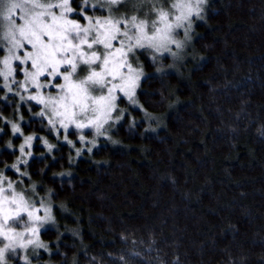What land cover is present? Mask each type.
<instances>
[{"label":"trees","instance_id":"1","mask_svg":"<svg viewBox=\"0 0 264 264\" xmlns=\"http://www.w3.org/2000/svg\"><path fill=\"white\" fill-rule=\"evenodd\" d=\"M204 14L183 74L141 80L147 115L120 102L116 145L77 157L76 132L62 142L0 87V172L54 220L31 264H264V0H212ZM11 123L36 135L19 172Z\"/></svg>","mask_w":264,"mask_h":264},{"label":"snow or ice","instance_id":"2","mask_svg":"<svg viewBox=\"0 0 264 264\" xmlns=\"http://www.w3.org/2000/svg\"><path fill=\"white\" fill-rule=\"evenodd\" d=\"M109 2L111 5H119L130 3L131 0H109ZM199 4H202V0H199ZM32 7L45 6L32 0ZM47 7H59L67 12L73 11L69 7V0H63L62 4L58 5L49 4ZM172 7L187 9V12L181 11L180 15L175 16V23H167L169 13L160 11L159 20L164 22V25L163 27H156L157 22L153 21L155 30L149 34L146 31V21L140 20L137 22V16L135 15L131 17V21H112L108 19L102 22L97 19L95 25L89 21L88 27H82L76 20L64 19L61 23L60 19L51 12L47 13V15L51 16V23H48L42 18L45 13L30 15L31 10L25 4L12 2V0H0V9L4 10L3 19L7 22V31L4 38L12 43L14 49H23L25 44L31 48V50H24L23 57L15 55L14 57L7 56L4 58L5 71L0 72V76L3 77L5 83L0 87L7 89L8 92L13 90L8 82L9 77L13 76V59L19 61L21 65L30 62L31 69L34 71L25 67L22 69L25 80L21 82L13 80L12 83H19V87L25 92L28 91L26 86L28 82L35 86L37 93L35 95L29 94L27 99L43 105L37 115L45 117L49 125L53 127L56 123L55 117H61L59 124L66 133H68L69 125H74L79 130L94 126L97 135H100L104 125L111 119V113L116 110V102L121 96L126 97L129 103L137 105V100L135 99L136 89L144 74L142 71L133 68L129 59L130 54L135 55V50L137 49L169 52L170 45H175L177 49L182 48V42L173 37L174 29L183 27L182 21L188 20L193 12L198 16L201 11L198 5L193 6L184 3L173 4ZM85 19L88 20L89 18L85 17ZM21 20H23L22 24L19 23ZM121 24L124 25L123 31L118 27ZM129 24H131V27H129ZM190 27L191 24L189 23ZM17 32L23 43H21V40L16 39L15 34ZM121 36L125 39H120ZM185 36L187 37V30L185 31ZM85 45L87 50L84 48ZM94 46H101L104 51L101 52ZM172 55L175 56L176 53L172 52ZM80 64L88 66L89 74L84 79L79 78L78 69L83 70L80 69ZM93 65H96V67H92ZM124 69H127V73L123 71ZM40 77H48V83L42 84ZM57 77L62 78L65 83L54 84L53 81ZM48 87H56L58 89L60 93L58 98L49 96L45 99L40 93V89ZM105 88L107 92L103 94ZM97 92L101 94L96 95L95 93ZM16 95H20V93L16 92ZM20 99L23 101L25 97L20 95ZM45 109L51 111V116L47 115ZM60 109H63V111ZM88 112H92L95 115L88 120L87 124L76 119L77 116ZM121 117L122 112L121 115L116 117V120L118 121ZM7 122L10 123V121ZM11 127L14 136L22 134L19 124L12 123ZM34 138V136H26L24 138V144L19 149L21 156L24 155L26 146L29 149L31 148ZM84 138V135L79 137L81 141ZM65 140L69 145L73 144V141L67 139V135H65ZM44 143L49 151L54 147V145L48 144L47 140H44ZM8 147H12L11 142H9ZM88 150L91 151V149ZM27 155L31 156V151ZM77 155H80L79 149H77ZM20 163L26 164L27 160L18 158L17 163L11 165V167L19 172L18 164ZM24 174L21 173V175ZM12 187V183H9L8 188L11 189ZM3 192L4 189L0 188V194ZM19 200L23 208L16 212V216L11 217V219L17 220L18 224L21 219V211H27L28 209V205L24 203L23 194L19 195ZM4 201H9V197L5 196ZM10 202L12 204L17 203L16 194L13 195ZM45 212L46 215L43 219L39 216L35 217V220L39 221L40 224L27 228L26 231L35 235L39 227H43L45 222L50 221L52 219L50 209L45 208ZM27 215L31 219L33 212L27 211ZM8 219L9 217L6 216L5 224L8 223ZM9 231H12V229H9ZM16 235L23 236L24 233H17ZM4 238L9 239L6 234ZM27 244H34L35 247H46L33 240H28ZM19 246L23 248L27 245L22 243ZM7 249H13L14 251V246L5 244L4 248H0V260L4 259Z\"/></svg>","mask_w":264,"mask_h":264},{"label":"rangeland","instance_id":"3","mask_svg":"<svg viewBox=\"0 0 264 264\" xmlns=\"http://www.w3.org/2000/svg\"><path fill=\"white\" fill-rule=\"evenodd\" d=\"M72 1L69 0V7L73 9L72 12H67L63 8L59 7H53L48 8L47 5H58L62 4L63 0H35V3L44 5L45 7H32V0H12V2L25 4L31 11L30 15H34L36 13H45V15L42 17L45 21L48 23H51V16L47 15V13L51 12L53 15H55L57 18L60 19V22L62 23L64 19L68 20H76L82 27H88L89 21L93 25H95V21L97 19L101 20L102 22L104 20H128L131 21V17L133 15L137 16V22L140 20L146 21V31L153 32L155 28L153 27V21H156V27H163L164 22H161L159 20V12L165 11L168 12V19L167 23H175V16L180 15L181 11L187 12V9H176L173 8V4L177 3H184V4H190L193 6H199L201 8V11L199 15L197 16L195 12L191 16H189V19L186 21H182L183 27L174 29L173 31V37L177 40H180L183 44V47L180 49H177L175 45H170V51L169 52H156L152 49H137L135 50V55L130 54V62L132 63V66L134 69L138 71L143 72V76L140 79L143 80L145 77L149 75H165V74H177L182 75L183 74V68L182 66L187 63V60L189 58L187 50L189 51V45L190 41L192 39L193 32L195 31V28L197 24L204 21V13L206 11V7L212 0H207L206 5L199 4V0H131L130 3L127 4H119V5H111L109 0H78L77 6H72ZM3 9H0V72L5 71L3 60L7 56H15L20 55L23 57L24 50H31L30 46L25 44L23 49H14L12 43L9 42V40H6L4 38L5 32L7 31V22L3 19ZM82 13V14H81ZM85 17H88L89 19L86 20ZM15 18V17H14ZM20 24L23 23V20L19 21ZM189 23L191 24V27L189 28ZM98 27V26H97ZM118 27L121 28V31L124 30V25H118ZM129 27H131V24H129ZM187 30V37L185 36V31ZM16 39L21 40V43H23V40L20 38L19 33L16 34ZM94 35V33H93ZM45 39H47L45 37ZM120 39H125L124 37H120ZM115 43V42H114ZM189 44V45H188ZM117 46H119L117 44ZM98 48L101 52L104 51L101 46H94ZM85 50L86 45L84 46ZM11 50V51H10ZM142 52L146 55L145 59L148 60V62L153 66L151 68H145L143 61L139 57V53ZM172 52H175L176 55L173 56ZM155 57V59H153ZM191 59H195L190 55ZM190 59V60H191ZM79 63V62H78ZM13 65V76L9 77L8 82L10 83L12 87V92H8L7 89L3 88L5 93L7 95L15 96L19 104H34L35 106L39 107V112L41 111L43 105L36 103L35 101H31L27 99V96L29 94L35 95L37 93V89L34 85H32L30 82L26 84L28 87V91L25 92L23 89L19 87V83H12L13 80H16L17 82H21L25 80L24 73L22 69L27 67L29 70L34 71L31 69L30 62L21 65L19 61H16L15 59L12 60ZM145 66V67H144ZM92 67H96V65H93ZM80 69H83L82 71L78 69L79 72V78L84 79L88 74V66L80 64ZM99 70V69H97ZM63 71V69H61ZM125 73H127V69L123 70ZM18 75H20V79L18 78ZM48 77H40V82L42 84L48 83ZM110 79V77H108ZM118 82V81H117ZM139 86L136 89V95L135 99L137 100V92L140 87ZM5 83L2 76H0V86H2ZM54 84H63L65 83L62 78L57 77L55 81H53ZM2 88V87H1ZM16 92H19L20 95L24 96L25 99L21 101L20 95H16ZM107 89L105 88L103 90V94H106ZM40 93L47 99L49 96L58 98L59 91L56 87H48V88H41ZM96 95L101 94L100 92L95 93ZM120 102L127 103L128 107L137 108L138 110H141L143 113V116H146L147 113L142 109V107L139 105L137 100V105H133L129 103L128 99L126 97L121 96L120 99L117 100V108L111 113V119L108 121L107 124L104 125V128L101 130L102 134L97 135L95 127H89L84 128L83 130H79L75 128L74 125H69L68 133L69 132H76L78 135L76 137V142L79 143L81 148L79 149L80 152L86 151L87 153L91 152L88 149L95 150L98 147L102 145H116V139L114 138V130L116 126L119 124V122L124 118V115L126 111L120 107ZM28 106V105H27ZM126 106V105H125ZM63 111V109H60ZM47 115L51 116V111L48 109H45ZM38 112V113H39ZM122 117L118 121L116 120V117L118 115H121ZM95 114L92 112H88L84 115H79L76 117L77 120H80L84 123H88V120L91 119ZM38 116V115H37ZM18 117V123H22L21 117ZM46 123L47 126L51 129V132L55 137L60 136V133L63 134V137L61 138L62 142H66L65 135L67 133L63 128L60 127L59 120L61 117H55V125L50 126L48 123V120L45 117H42ZM149 118V117H148ZM155 119L151 118L150 122H153ZM12 124V123H11ZM11 134L14 138H19V143L14 147L12 145L11 148L7 146V148L11 150H17L18 154L21 156V152L19 151L20 146L24 144V138L26 136H23L22 134H16L13 135L12 127H11ZM80 135H84V140L81 141L79 139ZM34 136L36 138V135H29ZM32 141L31 148L29 149L27 146L25 147V153L23 155L24 160H29L33 157L32 148L33 143L35 141ZM44 138L41 137L40 139V146L43 147L46 154H50L53 150L49 151L48 147L44 143ZM48 142V141H47ZM49 144V143H48ZM9 145V142H8ZM73 145V144H72ZM31 151V156L27 155V153ZM80 156V155H79ZM22 157V156H21ZM78 157V155H77ZM12 168V167H11ZM13 169V168H12ZM15 170V169H14ZM2 175H0V188L4 189V192L0 194V248H4L5 244H12L14 246L13 249H7L5 251V256L3 260H0V264H31L32 259L39 260V257L42 256L41 254L43 252H47V249L45 247H35L34 244H27L28 240L37 241L38 243L42 244L41 242V233L45 231V229L51 227L53 224V215L51 211V205L42 199L41 197L33 198V192L31 191H23L22 188L14 181H11L8 176H5L4 172H0ZM6 177V179H5ZM12 183L13 187L11 189L8 188V184ZM16 194L17 203L12 204L10 202L13 195ZM23 194L24 196V203L28 205L27 211L33 212V217L30 219L27 215V211H21V219L19 221V224L17 223V220L11 219V217L16 216V212L23 208V205L21 204L19 200V195ZM9 197V201L5 202L4 197ZM45 208L50 209V214L52 216V219L50 221H47L43 224V227H39L38 232L35 235H32L28 231H26L27 228H31L33 226H38L40 224L39 221L35 220L36 216L41 217L42 219L45 217L46 212ZM9 217L8 223L5 224V217ZM9 229H12V231H9ZM24 233L23 236L16 235L17 233ZM5 234L9 237V239H5ZM26 244V247H20V244ZM37 264H42L40 261L37 262Z\"/></svg>","mask_w":264,"mask_h":264},{"label":"clouds","instance_id":"4","mask_svg":"<svg viewBox=\"0 0 264 264\" xmlns=\"http://www.w3.org/2000/svg\"><path fill=\"white\" fill-rule=\"evenodd\" d=\"M207 0H202V4L201 5H206Z\"/></svg>","mask_w":264,"mask_h":264},{"label":"flooded vegetation","instance_id":"5","mask_svg":"<svg viewBox=\"0 0 264 264\" xmlns=\"http://www.w3.org/2000/svg\"><path fill=\"white\" fill-rule=\"evenodd\" d=\"M18 78L20 79V75H18ZM9 95H10V94H9ZM38 117H39V116H37V118H38ZM54 137H55V136H54ZM74 142H76V140H75ZM74 142H73V143H74Z\"/></svg>","mask_w":264,"mask_h":264}]
</instances>
